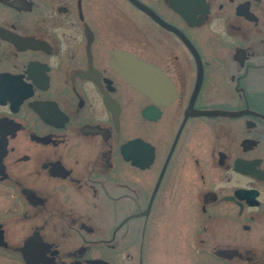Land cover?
<instances>
[{
	"label": "flooded vegetation",
	"instance_id": "obj_1",
	"mask_svg": "<svg viewBox=\"0 0 264 264\" xmlns=\"http://www.w3.org/2000/svg\"><path fill=\"white\" fill-rule=\"evenodd\" d=\"M0 264H264V0H0Z\"/></svg>",
	"mask_w": 264,
	"mask_h": 264
},
{
	"label": "water",
	"instance_id": "obj_2",
	"mask_svg": "<svg viewBox=\"0 0 264 264\" xmlns=\"http://www.w3.org/2000/svg\"><path fill=\"white\" fill-rule=\"evenodd\" d=\"M128 62L116 63L117 70L138 90L149 89L152 72L149 68L146 70V79L142 74V63L135 57L130 56ZM158 73V72H157ZM159 74V73H158ZM136 140L129 141L125 146L133 145Z\"/></svg>",
	"mask_w": 264,
	"mask_h": 264
}]
</instances>
